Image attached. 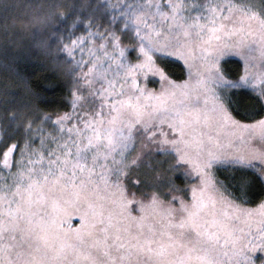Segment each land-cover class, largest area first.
I'll return each mask as SVG.
<instances>
[{
	"label": "snow or ice",
	"instance_id": "1",
	"mask_svg": "<svg viewBox=\"0 0 264 264\" xmlns=\"http://www.w3.org/2000/svg\"><path fill=\"white\" fill-rule=\"evenodd\" d=\"M104 10L63 45L67 110L0 125V264H264V0Z\"/></svg>",
	"mask_w": 264,
	"mask_h": 264
},
{
	"label": "trees",
	"instance_id": "2",
	"mask_svg": "<svg viewBox=\"0 0 264 264\" xmlns=\"http://www.w3.org/2000/svg\"><path fill=\"white\" fill-rule=\"evenodd\" d=\"M107 2L0 0V125L7 122L10 112L23 124L28 119L38 122L45 112L67 110L69 88L78 69L63 51V45L84 33L86 19L103 30L110 23L111 13L104 10ZM226 61L225 72L234 74L238 59ZM173 67L181 71L180 64L168 66L166 71L173 74ZM233 100L241 113L257 110L247 88L236 90ZM222 172L229 178L233 175L230 168ZM261 189L264 184L253 179L250 190L254 198H258L256 194Z\"/></svg>",
	"mask_w": 264,
	"mask_h": 264
},
{
	"label": "rangeland",
	"instance_id": "3",
	"mask_svg": "<svg viewBox=\"0 0 264 264\" xmlns=\"http://www.w3.org/2000/svg\"><path fill=\"white\" fill-rule=\"evenodd\" d=\"M76 57L79 58V53H78V52L76 53ZM230 58H236V59L239 60V58H238V57H235V56H232V57H230ZM226 59H227V58H226ZM180 66H181V68H182V65H181V64H180ZM180 73H181V71H180L179 68H177V67H173V74H174V75H176V76H180ZM53 118H54V116H53ZM145 160L148 161V162H153V163H154V161H152L150 157H145ZM134 179H135V177H134Z\"/></svg>",
	"mask_w": 264,
	"mask_h": 264
}]
</instances>
